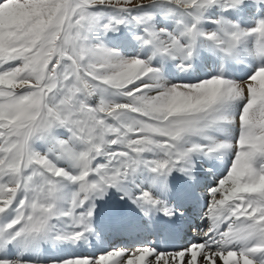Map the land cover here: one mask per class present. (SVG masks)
Wrapping results in <instances>:
<instances>
[{
	"label": "snow or ice",
	"instance_id": "6c2138e0",
	"mask_svg": "<svg viewBox=\"0 0 264 264\" xmlns=\"http://www.w3.org/2000/svg\"><path fill=\"white\" fill-rule=\"evenodd\" d=\"M0 217V264H264V0H0Z\"/></svg>",
	"mask_w": 264,
	"mask_h": 264
},
{
	"label": "bare ground",
	"instance_id": "6f19581e",
	"mask_svg": "<svg viewBox=\"0 0 264 264\" xmlns=\"http://www.w3.org/2000/svg\"><path fill=\"white\" fill-rule=\"evenodd\" d=\"M201 72H202V74H201ZM205 74V71H200V72H198V73H196V75L197 76H203ZM174 75H175V77L176 78H174V77H168L170 80H179V79H181V74H179V73H174ZM236 134V132H234L233 133V135H235ZM237 135H238V133H237ZM206 182H208V183H206ZM202 183H203V181H202ZM211 184L212 183V180H208V181H204V183L203 184ZM8 218H5V217H1L0 218V224H2V223H4V222H6V220H7ZM200 221L198 220L196 223H199ZM190 238H191V236H190ZM188 239H187V237H184L183 238V240L181 241V243H184V242H186Z\"/></svg>",
	"mask_w": 264,
	"mask_h": 264
},
{
	"label": "rangeland",
	"instance_id": "374dc122",
	"mask_svg": "<svg viewBox=\"0 0 264 264\" xmlns=\"http://www.w3.org/2000/svg\"><path fill=\"white\" fill-rule=\"evenodd\" d=\"M172 82H176V80H173ZM99 99V97H96V98H94L93 99V102H96V100H98ZM61 131H63V130H61ZM43 142H41V141H37L36 142V147H37V150H46V146H45V148H40V145L42 144ZM65 164H66V162H64V161H61L60 162V166H65ZM212 178V177H211ZM210 177L208 178V180H212ZM207 180V181H208ZM202 182V181H201ZM212 182H213V180H212ZM203 183H204V181H203ZM202 183V184H203ZM206 183H208V182H206Z\"/></svg>",
	"mask_w": 264,
	"mask_h": 264
}]
</instances>
